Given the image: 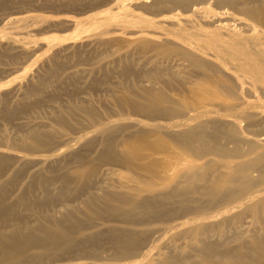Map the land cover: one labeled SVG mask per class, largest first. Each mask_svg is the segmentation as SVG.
Masks as SVG:
<instances>
[{"label": "bare ground", "instance_id": "6f19581e", "mask_svg": "<svg viewBox=\"0 0 264 264\" xmlns=\"http://www.w3.org/2000/svg\"><path fill=\"white\" fill-rule=\"evenodd\" d=\"M128 4L118 12L105 8L73 29L100 28L97 35L118 24L155 37L134 41L137 54L150 53L147 67H134L126 55L112 71L122 79L110 94L116 118L102 116L90 99L73 98L51 108L53 125L20 123L13 136L0 130V145L16 151L0 149V264H264V0L132 4L150 17ZM52 65L13 105L0 97V119L12 121L42 104V88L62 62ZM176 90L183 94L168 93ZM88 126L92 134L74 140L97 145L93 155L71 151L76 164L61 172L42 165L57 155V143ZM29 163L41 165L14 192ZM101 174L118 178L93 190Z\"/></svg>", "mask_w": 264, "mask_h": 264}, {"label": "rangeland", "instance_id": "374dc122", "mask_svg": "<svg viewBox=\"0 0 264 264\" xmlns=\"http://www.w3.org/2000/svg\"><path fill=\"white\" fill-rule=\"evenodd\" d=\"M131 1L132 3H130ZM131 1L124 0L123 2V0H25L24 2V0H0V31L3 30L0 32V83L3 84L0 86V97H5L8 105H13V103H15V101L21 97L25 88L32 81H34L37 76L42 74L43 71H45L47 68L52 67L53 62H62V67L59 70L55 71V73L53 74L54 81L52 80L50 83L46 84L45 87L42 88V95L45 96V99L42 100V104H40L39 107H28L24 113H19L12 121L9 122L0 119V130L2 133H4V136H13V133L15 131L18 132L16 125L20 123H25L26 125H53L52 115L50 114L51 108L56 107L59 103H67L73 98H78V100H80V98L90 99L101 111L102 116L107 117L108 119L116 118L117 109L111 101L110 94L116 82L118 80L121 81L122 79L120 76H118L117 74H115V72L112 71L115 69V65L118 63L119 58L125 57L126 55L130 56L133 59L132 61L134 67H147L148 65L145 63L147 62L150 53L145 52L141 55L137 54L134 49V41L140 36H148L151 38L155 37L154 35H147L141 32L130 33L129 31H134L136 28L124 27L118 24L110 25L107 28L106 33H98L97 35H95V33H97V30L99 32L100 28L80 29L76 32H74L73 29L75 27L74 25L77 22L85 24L86 21H88V17H90L91 15H95L97 17L102 16V10L105 8L110 7L112 11L118 12L121 8V3L124 6L129 3L127 6L128 10L133 13H137L141 16H151L149 13L145 12L142 9L132 7V4L137 0ZM96 2H98L97 5H95ZM190 16L196 21H198L194 15L191 14ZM25 17H27L28 22H25L27 21ZM3 20L6 23L5 25ZM25 23H27V26L25 25ZM30 23L31 26L29 25ZM39 23L41 24V26L39 25ZM198 24H200V26H203L199 21ZM22 25L25 28H28L25 29ZM12 26H14V28ZM33 26H36L37 30L34 29L35 27ZM6 28L7 30H5ZM11 30L16 31L13 32ZM216 30L221 33L225 31L224 29H222V27H217ZM6 32H8V34ZM70 33H73L71 38L63 37L65 35L67 36V34ZM81 33H83V35ZM47 34L50 35L48 36ZM247 37H249V35H247ZM52 38L54 41L52 40ZM47 39L49 40V42ZM95 39H106L110 42L106 45H98L95 44ZM115 40L122 41L121 45L117 46V44H115ZM86 43L88 44L86 45ZM47 44H50L51 46H48ZM48 47L50 49H48ZM2 49H5V52ZM56 50L58 54L56 53ZM75 50L78 52V56L74 54ZM8 54H10V56ZM184 67L185 70H190L189 66L185 65ZM179 68L181 69V67ZM19 69L21 72L19 71ZM40 69L42 70V72ZM103 69L107 71V74H104L105 71ZM71 75H75L77 77V80L75 82L72 83L67 82L65 80L64 83H61L59 81ZM91 80H93L91 83L92 87L91 89H88L86 87V84L88 85V82ZM44 92L46 93V95ZM168 93L171 96L178 97L183 94V91L176 90ZM247 101L249 102V104H258V101L252 98H249ZM1 105L2 104H0V106ZM75 119L80 122L85 121L79 115L75 116ZM91 130L92 126L85 127L84 129H75L74 132L68 135L70 138L67 139L66 137V139H62V141L55 145L52 153H57V155L51 156V160H47L46 163H43L42 165H47L49 163L59 169L60 171L58 170V172H61L65 171V168L68 169L76 164L75 159L70 154L71 151L80 150L83 153L93 155L97 150V145L86 146L83 144V138L74 140L77 135H81L82 133H84V131H89L86 133L87 136L91 135ZM61 147L62 149L60 150ZM1 148L7 151L9 150L6 149L3 145H0V149ZM8 152L13 151L9 150ZM13 153H16V151H14ZM40 156L46 158V156L44 155ZM40 165L41 163H29V165H26L27 171L22 174V176H20L19 183L15 186L13 191L15 192L20 187H22L24 185V182L28 178L27 176L32 171L38 169ZM43 173L47 177H56L55 173L51 174L46 171H43ZM117 178L118 177L116 175L101 174L96 177L97 180L93 183V186L95 187L93 188V190H96V187H99L101 184L105 185L107 184V182L112 183ZM103 181L104 183H102ZM57 185V182H53L49 185V187L50 189L55 190ZM34 193L36 195H39L40 190H35ZM60 203L62 204V202H59L56 205L48 207L46 211L52 212L53 210L57 209L58 206L61 205ZM167 236L168 234L162 236L157 241V245H163L167 241ZM154 251L156 250H153V252ZM79 262L85 263L89 261ZM90 262H92L93 264H106L110 263L111 261Z\"/></svg>", "mask_w": 264, "mask_h": 264}]
</instances>
